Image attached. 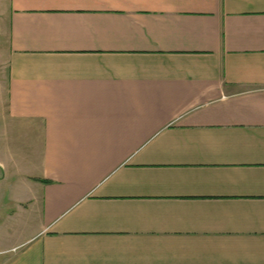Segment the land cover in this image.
<instances>
[{"label":"crops","instance_id":"crops-1","mask_svg":"<svg viewBox=\"0 0 264 264\" xmlns=\"http://www.w3.org/2000/svg\"><path fill=\"white\" fill-rule=\"evenodd\" d=\"M0 264H264V0H0Z\"/></svg>","mask_w":264,"mask_h":264},{"label":"rangeland","instance_id":"rangeland-1","mask_svg":"<svg viewBox=\"0 0 264 264\" xmlns=\"http://www.w3.org/2000/svg\"><path fill=\"white\" fill-rule=\"evenodd\" d=\"M38 146L39 141L34 137H24V141L21 143V149L28 154H32L34 150L38 149Z\"/></svg>","mask_w":264,"mask_h":264}]
</instances>
